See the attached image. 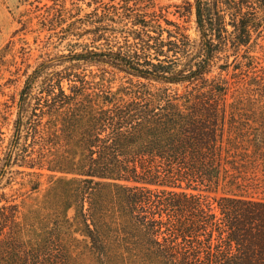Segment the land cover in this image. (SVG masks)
<instances>
[{
	"label": "trees",
	"instance_id": "16d2710c",
	"mask_svg": "<svg viewBox=\"0 0 264 264\" xmlns=\"http://www.w3.org/2000/svg\"><path fill=\"white\" fill-rule=\"evenodd\" d=\"M22 1L71 48L0 81V264H264V119L228 77L263 66L264 0Z\"/></svg>",
	"mask_w": 264,
	"mask_h": 264
},
{
	"label": "rangeland",
	"instance_id": "374dc122",
	"mask_svg": "<svg viewBox=\"0 0 264 264\" xmlns=\"http://www.w3.org/2000/svg\"><path fill=\"white\" fill-rule=\"evenodd\" d=\"M41 1L42 4L53 3L52 0ZM64 2L69 7H72L73 2H76L80 3L85 11L90 9L82 0H64ZM158 2L161 5H168L173 3L180 4L182 0H158ZM175 10L176 7H170V17L173 20L177 19V16L174 15ZM43 13H45V9L37 10L34 5H30L26 1L0 0V58L3 59L2 64H0V81L5 85L4 92L8 96H19L18 93L24 86L27 78V71L31 73L39 63L47 60L51 56L69 53L71 46L68 45V41L70 40L64 41L63 43H55L54 41L58 38L55 37L54 40L48 27L42 24V20L44 19L42 17ZM22 18L30 21V27L26 30H20L22 24L19 21ZM181 21L188 28V33L191 37L199 40L200 32L197 28L195 12ZM262 44H264V41H262ZM255 50L262 57L261 61L263 64L262 67L258 68L257 73H251L242 82H240L237 75H232L233 71L228 76L231 82L236 81V93H242L245 96L244 111L248 114L246 121L249 122L248 124L251 123L250 125L246 123V127L258 126L256 121L264 119V46L257 47ZM67 65L71 66L68 62L63 63L64 67ZM80 66L98 71L100 64L81 62ZM218 72L219 70H214L213 74L216 75ZM120 74L127 76L124 72ZM130 78L133 77L130 76ZM124 80H127V77ZM180 86L183 87V85ZM15 118L16 114L13 115V119ZM255 175L252 173L245 184L257 183L256 189H252L250 186L247 189L251 192L257 191L255 195L261 197L264 194V178L261 175ZM78 252L80 250L75 249L73 255H76ZM81 259V264H92V262H89L85 253L81 256Z\"/></svg>",
	"mask_w": 264,
	"mask_h": 264
}]
</instances>
